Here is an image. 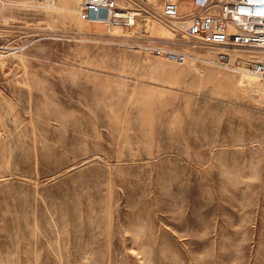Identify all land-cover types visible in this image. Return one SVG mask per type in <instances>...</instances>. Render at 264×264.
<instances>
[{
	"label": "rangeland",
	"instance_id": "1",
	"mask_svg": "<svg viewBox=\"0 0 264 264\" xmlns=\"http://www.w3.org/2000/svg\"><path fill=\"white\" fill-rule=\"evenodd\" d=\"M64 2L0 0V264H264V85Z\"/></svg>",
	"mask_w": 264,
	"mask_h": 264
},
{
	"label": "built area",
	"instance_id": "2",
	"mask_svg": "<svg viewBox=\"0 0 264 264\" xmlns=\"http://www.w3.org/2000/svg\"><path fill=\"white\" fill-rule=\"evenodd\" d=\"M81 0L78 16L108 33L132 30L140 21H159L196 45L217 49V64L251 73L264 83V58L235 56L225 50L243 49L264 55V0ZM188 23L186 26H184ZM154 53L184 65L188 54L164 46Z\"/></svg>",
	"mask_w": 264,
	"mask_h": 264
},
{
	"label": "bare ground",
	"instance_id": "3",
	"mask_svg": "<svg viewBox=\"0 0 264 264\" xmlns=\"http://www.w3.org/2000/svg\"><path fill=\"white\" fill-rule=\"evenodd\" d=\"M81 5V0H65L64 2V8L65 9H73V8H76L78 5ZM80 8V7H79ZM191 8L188 9V12H190ZM188 23H186L184 26H186ZM165 25V24H164ZM167 28H168V32L170 33L169 35H171L172 37V33H173V30L168 27L167 25H165ZM120 30V29H119ZM121 31V30H120ZM227 53H230V54H233L235 56H245V57H249L250 55L251 56H259L261 58H264V55H260V54H257V53H254V52H249V51H240V50H225ZM216 56V55H215ZM211 62V61H210ZM224 65V64H222ZM240 74L242 75H245V81L247 82L248 84V88L253 90V91H256V92H260L262 91V87L264 85V83L262 84V86H260L258 83H256V81L252 80V77H254L255 79H260L258 76H255L251 73H247V72H241ZM252 76V77H251Z\"/></svg>",
	"mask_w": 264,
	"mask_h": 264
}]
</instances>
